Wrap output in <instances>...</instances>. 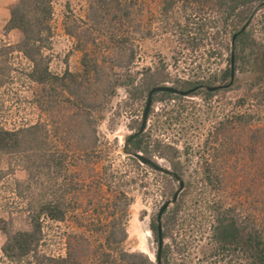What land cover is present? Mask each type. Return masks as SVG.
Here are the masks:
<instances>
[{"label":"rangeland","instance_id":"1","mask_svg":"<svg viewBox=\"0 0 264 264\" xmlns=\"http://www.w3.org/2000/svg\"><path fill=\"white\" fill-rule=\"evenodd\" d=\"M16 1L0 0V80L6 81L0 90V121L7 128H14L43 120L49 125L48 139L57 140L64 151L69 150L59 175L48 176L47 171L37 177L46 179L45 188L33 185L24 189L27 197H40L52 181L53 185L60 184L71 191L67 195L72 214L65 222H44L45 237L40 249L56 256L65 255L66 235L81 223L93 227L112 224V207L121 202L104 186L109 172L115 173L132 198L128 237L122 247L155 259L158 239L151 225L161 207L179 189L180 179L138 163L125 150L130 145H125L128 137L141 127L149 80L167 76V81L159 84L180 89L178 79H211L212 85L230 81L223 80L221 75L232 65L230 33H217L216 26L210 35L214 32L213 40L196 31L190 33L187 28L191 25L188 27L187 22L192 6H186L182 0L169 11H165L168 0H132L131 19L106 22L100 28L88 19L90 0H58L54 3L53 36L45 55L50 70L61 77L60 86L49 85L42 90L48 100L44 111L37 102L42 87L27 75L31 61L23 52L6 50L23 38L19 30L5 29ZM202 17L214 25L223 18L217 8ZM69 28L75 36L69 34ZM248 28L252 36L248 45L236 50V72L230 87L212 96L206 88L183 95L180 102L187 109L178 120V99L162 100L159 92L150 109L143 132L145 146L153 160L171 168L172 163L164 154L168 152L163 147L156 150L155 145L159 140L175 145L178 152L174 158L182 164L185 184L178 200L169 205L161 218L162 232H166L164 249L169 248L167 264H243L242 249L234 253L216 243V218H235L245 235L255 222L264 225V206L259 198L264 180L259 177L257 155L251 148L252 131L264 123V8L248 20ZM88 34L93 37L88 44L89 57L96 58L101 69L98 78L85 75L82 64L84 52L79 45ZM132 51L135 58L130 63ZM210 52L215 54L210 57ZM83 98L90 106L83 104ZM170 109L173 110L167 116ZM259 111L261 119L255 117ZM242 114L244 126L234 122ZM9 159L4 156L0 161V168L9 173L0 180V216L11 219L15 230H31L27 200L13 192L17 181H27L29 174L16 163L11 166ZM6 238L0 229V253ZM97 245L100 243L95 242L93 250ZM93 256L84 264L90 263ZM132 261L145 264L139 257L111 259L105 264ZM0 264L15 263L0 258Z\"/></svg>","mask_w":264,"mask_h":264},{"label":"trees","instance_id":"2","mask_svg":"<svg viewBox=\"0 0 264 264\" xmlns=\"http://www.w3.org/2000/svg\"><path fill=\"white\" fill-rule=\"evenodd\" d=\"M56 1L58 0H17L10 8V18L5 27L7 31L17 29L23 35L22 40L17 45H8V47L6 46V50H8L7 53L14 52L15 50L23 52L31 61L32 67L27 75L31 82L42 87L37 102L40 109L44 111L47 110L46 104L48 100L42 90H46L49 85L53 87L60 86L59 80L61 78L50 70L49 58L48 55H45V50L49 48L50 40L53 36L52 20L54 17V3ZM177 1L180 0H168L167 4L169 5L165 6V11L173 8ZM182 1L186 3V6H192L191 14L187 22V26L189 27L191 25V27L187 28V30L190 33H193V31L199 32L203 35V38L208 40H213L214 32L212 36L210 35L215 26L217 33L219 31H225L227 34L230 33L232 44L230 47L232 50L231 57L234 56V59H236V50L238 47L248 45L252 36L248 28V20L258 10L264 8V0ZM132 4V0H90L88 19L92 22L91 24L97 25V28L107 24L106 22L109 24L118 21L123 23L124 20L131 19L133 15ZM215 8L223 16L217 25H214L213 21H208L202 17L203 14ZM230 19L231 23L229 21ZM129 26L131 27V25ZM132 28L137 30L135 27ZM228 28H230V31H228ZM68 31L69 34L75 36L74 30L69 28ZM90 36L91 34L84 36L85 41L80 43L79 49L84 52L82 64L85 75L92 74L98 78L99 72L101 71L98 61L96 58L89 57L88 44L93 40V37L91 38ZM210 54V57H212L215 53L210 52ZM134 58V51H132L129 62H133ZM234 70L236 72V68ZM221 75L223 80L230 78V81L226 83L230 87L234 82V79L232 81V66L224 69ZM62 78L64 79V77ZM167 78V76H163L158 79L149 80L146 84V90L150 92L153 86L167 81ZM177 82L182 85L181 89H190L201 83L207 84L208 86L212 85L211 79L194 81L178 79ZM5 83L6 81L4 79L0 80V90L5 86ZM206 92L209 96H212L216 91L207 90ZM160 93L162 94V100H166L167 98L174 101L176 99L179 100L178 105L177 103L174 104V107L177 105L179 110L175 118L178 120L180 114L187 109V105L180 102L183 95L169 92ZM76 94L78 95L79 93ZM169 101L171 102V100ZM82 102L85 106H90L86 98H83ZM261 104L263 103L260 102ZM172 110L170 109L167 112V116H170ZM237 116H239L238 120L234 122L236 124L239 122V124L244 126L243 122L245 121L242 119L244 118V114ZM253 117L254 115L251 114L250 119L252 121L254 120ZM255 117L261 119L262 113L259 111ZM48 126L47 122L38 120L35 123L25 122L17 127L7 128L0 121V161L4 156H8L11 166L16 163L20 167H23L29 174L28 180H25L26 182L17 181V187L13 189V192L24 201L27 200L25 207L32 224L31 230H15L11 219L8 220L0 216V229L7 236L5 243L2 245L3 253H0V258L7 259L15 264H84L85 261L88 262L90 257L94 255L92 261H89L90 263L88 264H105L109 263L111 259L114 261L118 258L135 260L137 257L143 258L145 264H158L155 259L149 258L143 252H130L122 247L128 237L127 221L130 214L129 207L132 203V198L128 196L121 181L116 179L115 173L109 172H107L106 185L104 184V186H107L106 190L114 193V198H117L121 202L120 205L115 203L112 207V224L106 227H97L95 225L93 227L92 225H82L83 223H81V225L77 226L78 228L66 235L65 255L56 256L40 249L45 237L44 222H65L73 212L70 209V198L67 195L71 192L69 187H63L60 184L53 185L52 181H49L47 183L49 184V190L46 188L40 197H27V193H24L25 187L29 188L33 185L45 188L44 183L46 179L41 176V180H39L37 178L39 175L47 171L48 176L52 175V173L59 175L63 167H65L64 164L68 158L67 152L69 150L64 151L57 140L51 141L48 139ZM251 140L252 153L257 155L258 174L264 180V123L256 125L252 131ZM156 143V150L163 147L168 152L164 154L170 159L174 174L180 179L183 168L180 161L174 158L178 152L177 147L171 143H163L160 140L156 141ZM128 145H130V148H126ZM145 145L144 133L137 132L128 137L125 150L130 157L140 163V160L135 157L136 152L142 151L150 158L153 155ZM87 151L85 149V152ZM8 174L5 169L0 168V180ZM259 198L263 203L262 206H264V190L260 192ZM118 206L120 207L119 209H117ZM215 221L213 230L218 246L234 253L238 249H242V254L245 253L242 256V260L245 259L243 264H264L263 224L258 225L255 222L254 227L245 235L242 232V226L238 224L235 218L227 219L219 215ZM76 222L78 224V221ZM151 226L158 239V218ZM163 236H166L165 231ZM95 242H99L100 245H97L94 249L95 252H93ZM238 245L240 246L239 248L237 247ZM168 251L169 248L163 249V264H167ZM131 264H134V262L132 261Z\"/></svg>","mask_w":264,"mask_h":264},{"label":"water","instance_id":"3","mask_svg":"<svg viewBox=\"0 0 264 264\" xmlns=\"http://www.w3.org/2000/svg\"><path fill=\"white\" fill-rule=\"evenodd\" d=\"M231 64H232L231 66H232V81H233V79L235 77V70H234L235 59H234V56L231 57ZM220 87L221 86H219V85H214V86L209 87V89L212 91H215V90H218ZM197 89H198L197 87L196 88H190V89H180V88H177L175 86L169 85L167 83L159 84V85L152 87L150 92H149L148 100H147L146 107L144 110L143 121H142L141 127H140L138 132L139 133L144 132V130L146 128L149 112H150V109H151L152 104H153L154 94L159 93V92H170V93H176V94H182V95H190L191 93L197 91ZM135 157L138 158L144 164H152L154 166V168L157 170H162L165 173H172V171L169 168H165L164 166L160 165L159 163H156L155 161H153L152 159H150L149 157L144 155L142 152H136ZM184 185H185L184 181L180 180V187L174 193L172 200H168L161 207L159 214H158L159 236H158V250H157V253L155 256V260L157 261L158 264H163L162 255H163V249H164V236H163V232H162L161 218H162V215L165 212V210L169 207V205L171 203H175L178 200V196H179L180 192L183 190Z\"/></svg>","mask_w":264,"mask_h":264},{"label":"flooded vegetation","instance_id":"4","mask_svg":"<svg viewBox=\"0 0 264 264\" xmlns=\"http://www.w3.org/2000/svg\"><path fill=\"white\" fill-rule=\"evenodd\" d=\"M227 84H222V85H219V86H221L218 90H220V89H223V88H226V87H228V85L226 86ZM211 86H214V85H211ZM211 86H208L207 84H204V83H201V84H199V85H196L195 87H193V88H198L197 90H199V89H202V88H206L208 91H212V90H210L209 89V87H211ZM218 90H215V91H218ZM170 93V92H169ZM174 94H176V93H174ZM148 95H149V93H148ZM182 95V94H181ZM154 98H155V94H154V96H153V102H154ZM153 105V104H152ZM144 154V153H143ZM145 155V154H144ZM150 158V157H149ZM150 159H152V158H150ZM153 160V159H152ZM153 161H155V160H153ZM156 162V161H155ZM157 163V162H156ZM149 165H152V164H149ZM153 166V165H152ZM154 167V166H153ZM171 171H172V173H166V174H169V175H171V176H174L176 179H179L178 178V176H176V174H174V171H173V168L171 167V168H169ZM162 171V170H161ZM165 173V172H164ZM180 180H182V177H180Z\"/></svg>","mask_w":264,"mask_h":264}]
</instances>
